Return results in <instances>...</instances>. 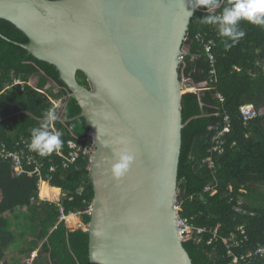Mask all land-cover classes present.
Listing matches in <instances>:
<instances>
[{
    "label": "water",
    "instance_id": "1",
    "mask_svg": "<svg viewBox=\"0 0 264 264\" xmlns=\"http://www.w3.org/2000/svg\"><path fill=\"white\" fill-rule=\"evenodd\" d=\"M187 0H0V21L56 68L93 134L89 264H193L179 234ZM85 75L89 87L78 74ZM121 141H124L121 143ZM134 157L115 180L110 149Z\"/></svg>",
    "mask_w": 264,
    "mask_h": 264
},
{
    "label": "trees",
    "instance_id": "2",
    "mask_svg": "<svg viewBox=\"0 0 264 264\" xmlns=\"http://www.w3.org/2000/svg\"><path fill=\"white\" fill-rule=\"evenodd\" d=\"M222 3L224 6V0ZM204 15L203 9L195 13L184 46L188 45L191 53L196 54L202 51L201 45L195 41L198 35L216 42L218 81L209 90L183 96L185 128L178 201L182 207L181 216L192 220L198 227L215 229L219 226V237L212 245H196L194 240L185 243L193 264H231L225 240L238 234L239 227H245L249 241L237 250L238 254L264 245V115L245 126L240 114V107L244 104H253L258 109L264 106V26L241 23L245 37L225 51L216 27L201 22ZM0 33L12 42L29 43L28 38L7 21H0ZM209 70L204 55L195 63L186 60L179 70L181 81L202 88L210 79ZM78 80L89 87L84 74L79 73ZM17 81L25 86L15 85ZM32 81L36 82L33 86L29 84ZM52 83L60 88L58 95L48 90ZM218 93L226 98L225 109L232 118V131L228 135L226 153L214 157L216 172L212 175L209 166L201 163L210 156L214 132L210 128L222 122L221 117L212 116L219 105ZM52 97L64 98L62 111L52 130L61 134L65 145L70 140L85 137L91 129L56 68L36 60L21 46L0 37V143L5 144L10 153L23 150L29 154L26 145L31 140V129L39 126L44 112L55 108ZM234 142L235 147L230 149ZM33 153L43 163L40 174L25 173L19 177L11 159L0 156V264L9 263L6 252L20 242L27 251L23 253L25 260H17L16 264H27L40 244L42 248L32 264L40 261L44 264H89L88 233L81 229L70 231L61 221L56 203H32V199H39L42 179L62 190L65 196L61 204L66 215L88 209L94 197L88 160L80 159L76 165L64 169L63 160L56 151L43 157ZM24 168L30 173L36 165L25 163ZM215 180L218 193L215 196L205 194V188ZM241 190L246 193L242 194ZM241 199L244 211L250 215L237 214L233 210L234 204ZM82 219L88 225L89 215H83ZM253 264H264V260L255 258Z\"/></svg>",
    "mask_w": 264,
    "mask_h": 264
},
{
    "label": "built area",
    "instance_id": "3",
    "mask_svg": "<svg viewBox=\"0 0 264 264\" xmlns=\"http://www.w3.org/2000/svg\"><path fill=\"white\" fill-rule=\"evenodd\" d=\"M223 3L221 4V7ZM201 47L202 51L192 54L190 51V47L184 46L183 48V55L181 57V62H185L189 60L191 63H195L203 55L209 62L210 70H209V81L203 83L202 88L191 87L189 85L184 84V87L187 89L188 93H195L198 94L201 91L209 90L210 87L217 83L218 81V70H217V59L214 53V49L216 47V42L214 40H207L205 37L197 36L195 39ZM217 100L219 102L218 107H216L215 113L212 116L221 117L222 122L218 124L215 128L211 127L210 130H214L213 136L211 138V150L210 156L207 157L203 162L202 165H208L211 169L212 175H215L216 172V162L214 157L223 156L227 149H228V135L232 131V118L228 114L227 110L225 109L226 98L221 94H217ZM53 102V100L51 99ZM63 101L64 98L59 101V103L54 102V107L57 109L61 106L63 108ZM240 114L243 120L244 125H248L252 120L262 117L264 112L261 109H258L253 104H244L240 107ZM1 142V141H0ZM236 143H232L230 145V149L235 147ZM26 148L29 150V154H25L22 150L20 153H10L5 144L0 143V156L4 159H11L12 167L15 170L16 176L19 177L25 173L30 175L40 174V169L43 167V163L38 161L33 153L26 145ZM96 151V143L93 134L89 131L87 135L83 138H78L76 140H70L66 143V145L62 142L61 147L58 151H56V155H58L63 161V168L69 169L72 166L76 165L80 159L88 160L91 166V157L92 154ZM25 163L29 165H36V168L33 172H27L24 168ZM55 167L51 168L53 172ZM44 181L41 179L40 185L43 184ZM39 185V187H40ZM219 191L218 182H215L209 186H207L204 190L205 194H209L210 196H215ZM230 191L232 192L233 189L230 187ZM82 192V191H80ZM242 194L246 192L244 190L240 191ZM48 201L52 202L50 199L41 198L39 194V199L35 200L32 199V203L38 204V202ZM230 202L233 203L234 199L231 198ZM61 212V221L65 222L66 225L68 224V217L71 215H66L64 213V207L61 202L56 203ZM243 200L241 199L233 206V210L237 214H249L243 209ZM91 206L83 212H79L75 214L77 217L81 215H89L90 214ZM178 210H179V217L177 220L178 231L181 237L183 238L184 243L194 240L196 245H212L219 237V226L215 229H208L207 227H198L192 220L184 218L181 216L182 207L181 203L178 202ZM79 218V219H80ZM87 225L84 224L83 220H80V223L77 225V230H85ZM238 234H232L227 240H225L226 244V254L227 257L230 258L231 264H253L255 258H261L264 260V245H258L255 250H251L248 253H237L238 249L249 241L248 233L244 226L238 228ZM4 264V263H2ZM13 264V263H12Z\"/></svg>",
    "mask_w": 264,
    "mask_h": 264
},
{
    "label": "clouds",
    "instance_id": "4",
    "mask_svg": "<svg viewBox=\"0 0 264 264\" xmlns=\"http://www.w3.org/2000/svg\"><path fill=\"white\" fill-rule=\"evenodd\" d=\"M185 4V0H183ZM189 5L185 12L190 18L198 9H203L206 15L201 22L216 27L217 34L222 38L225 51L234 47L246 35L241 29V23L264 26V0H187ZM58 120L55 108H50L43 114V120L38 127L31 129L29 149L39 156L58 151L61 147V134L52 130V125ZM124 141H121L123 143ZM112 162L111 175L120 180L130 172L135 157L127 149H110ZM48 183L49 182H45Z\"/></svg>",
    "mask_w": 264,
    "mask_h": 264
},
{
    "label": "crops",
    "instance_id": "5",
    "mask_svg": "<svg viewBox=\"0 0 264 264\" xmlns=\"http://www.w3.org/2000/svg\"><path fill=\"white\" fill-rule=\"evenodd\" d=\"M0 121H1V118H0ZM54 129V128H53ZM55 131V130H54ZM45 184L44 187H50L52 189H58L60 191V194L52 200V203H58V202H61L64 197H63V193H62V190L59 189V188H56V187H52L50 184L48 183H43ZM42 184V185H43ZM42 185L40 186V192H41V187ZM41 196V195H40ZM71 215H75V214H71ZM69 229V228H68ZM70 231H76V230H71L69 229ZM42 248V244H40V246L38 247V250H36L35 252L32 253V256L30 259L27 260V264H32L34 260H36L37 256H38V253L39 251L41 250ZM25 251H27V248L24 247V243L23 242H20L14 246H12L7 252H6V260L7 262H9L8 264H16L15 262L17 260L19 261H24L25 258H24V254ZM44 258V256H43ZM49 260H47V263H48ZM39 264H44L42 261L39 262ZM46 264V263H45Z\"/></svg>",
    "mask_w": 264,
    "mask_h": 264
},
{
    "label": "rangeland",
    "instance_id": "6",
    "mask_svg": "<svg viewBox=\"0 0 264 264\" xmlns=\"http://www.w3.org/2000/svg\"><path fill=\"white\" fill-rule=\"evenodd\" d=\"M186 47H189L188 45L186 46ZM35 81H32V82H30L29 84L31 85V86H33V85H35ZM15 85H23V86H25L24 85V83H22V82H20V81H17V82H15ZM186 87V86H185ZM184 86H183V93H188V91H187V89L185 88ZM48 90H50V92L53 94V95H58L59 93H60V88L56 85V84H54V83H52L51 85H49L48 87ZM61 99H63V98H61ZM61 99H56L55 97H52V100H53V104H54V102L55 103H59V101L61 100ZM64 105V104H63ZM56 109V108H55ZM263 112H264V106L263 107H261L260 108ZM61 111H62V108H61V106L59 107V108H57L56 109V114L57 115H59L60 113H61ZM42 185V184H41ZM40 185V186H41ZM44 185L45 184H43L42 185V187H41V191H42V189H43V187H44ZM41 193V192H40ZM262 193H264V190H262ZM60 194V193H59ZM41 195V194H40ZM65 195L63 194V197H64ZM57 197V196H56ZM56 197H54L53 199H55ZM42 198V197H41ZM44 199V198H43ZM49 199V198H48ZM53 199H50L51 201L53 200ZM71 216V215H70ZM81 217V215H78V218H80ZM82 218H80L79 220H81ZM83 220V219H82ZM67 227L69 228V229H71V230H77V226H73V225H71V224H67Z\"/></svg>",
    "mask_w": 264,
    "mask_h": 264
},
{
    "label": "bare ground",
    "instance_id": "7",
    "mask_svg": "<svg viewBox=\"0 0 264 264\" xmlns=\"http://www.w3.org/2000/svg\"><path fill=\"white\" fill-rule=\"evenodd\" d=\"M60 191L58 189H52L50 187H43L41 191V197L46 199H53L55 196H58ZM68 223L77 226L80 223L79 218L76 215H71L68 217Z\"/></svg>",
    "mask_w": 264,
    "mask_h": 264
}]
</instances>
